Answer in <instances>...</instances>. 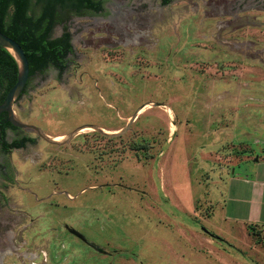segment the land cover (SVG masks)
<instances>
[{"label": "rangeland", "instance_id": "obj_1", "mask_svg": "<svg viewBox=\"0 0 264 264\" xmlns=\"http://www.w3.org/2000/svg\"><path fill=\"white\" fill-rule=\"evenodd\" d=\"M102 6L13 102L62 138L7 130L33 142L0 152V264H264V232L223 218L227 170L264 153V0Z\"/></svg>", "mask_w": 264, "mask_h": 264}, {"label": "trees", "instance_id": "obj_2", "mask_svg": "<svg viewBox=\"0 0 264 264\" xmlns=\"http://www.w3.org/2000/svg\"><path fill=\"white\" fill-rule=\"evenodd\" d=\"M170 1L160 0L162 5ZM102 3L103 0H0V32L14 39L24 50L29 65V77L36 72H43L50 66L61 72L65 68L66 57L72 51V46L66 31L60 37L50 38L53 26L63 22L69 11L76 14L96 13L102 10ZM65 28L64 25L63 29ZM16 76L17 65L14 58L7 50L0 48V101L14 84ZM2 119L3 115H0V120ZM7 126L11 125L8 122L0 123V144L3 150L33 142L32 138L27 136L11 143L4 141V129ZM247 228L251 235H260L261 229L256 225H248ZM208 235L225 242L212 232Z\"/></svg>", "mask_w": 264, "mask_h": 264}, {"label": "crops", "instance_id": "obj_3", "mask_svg": "<svg viewBox=\"0 0 264 264\" xmlns=\"http://www.w3.org/2000/svg\"><path fill=\"white\" fill-rule=\"evenodd\" d=\"M253 158L256 164L250 173L227 170L223 202V218L240 224L247 234L248 225H256L264 232V153Z\"/></svg>", "mask_w": 264, "mask_h": 264}, {"label": "water", "instance_id": "obj_4", "mask_svg": "<svg viewBox=\"0 0 264 264\" xmlns=\"http://www.w3.org/2000/svg\"><path fill=\"white\" fill-rule=\"evenodd\" d=\"M0 48H3L8 51V53L14 58L16 65H17V76L15 79L14 84L9 88V90L6 92L2 102L0 103V114L6 113L7 116V122L15 127V128H24L28 130H34L39 135H41L43 138L48 140L49 142L53 144H59L60 142L58 140H55L54 138H50L47 135H44L41 133L38 127L28 125L25 123L20 122L14 114L13 111V102L22 95L28 79H29V65L28 60L26 58V55L24 53V50L22 47L11 37L7 36L6 34L0 32ZM91 127L98 129L101 131V129L94 127L90 125ZM88 127V126H81L78 127L71 135L77 133L81 129ZM257 158H255L256 160ZM206 233H209L207 230H203Z\"/></svg>", "mask_w": 264, "mask_h": 264}, {"label": "flooded vegetation", "instance_id": "obj_5", "mask_svg": "<svg viewBox=\"0 0 264 264\" xmlns=\"http://www.w3.org/2000/svg\"><path fill=\"white\" fill-rule=\"evenodd\" d=\"M98 12H100V10L99 11H97L96 13H98ZM92 14H95V13H91V14H76L74 11H69L68 13H67V15L65 16V19L63 20V22H61V23H57V24H55L54 26H53V28H52V31L57 27V26H61L62 27V30H61V33H60V35H58V36H56V37H53V33L51 32V35H50V38H57V37H60V36H62L63 35V33L66 31V32H68V30H67V28H65V29H63V26L65 25L66 26V22L67 21H69L72 17H90V16H92ZM69 33V32H68ZM69 36H70V33H69ZM27 86V85H26ZM25 89H26V87H25ZM25 89H24V91H25ZM24 93V92H23ZM22 93V94H23ZM2 101H0V103H1ZM0 115H3V119L2 120H0V123L1 122H4V123H6L7 121L4 119V116H6V113H1ZM6 119H7V116L5 117ZM8 129H11V130H13V131H15V130H18V128H13V126L11 127V126H7L5 129H4V137H3V140L4 141H6V134H7V130ZM0 136H1V133H0ZM21 137H23V136H17V137H15V138H13L11 141H10V143L11 142H13L14 140H17V139H20ZM6 142H8V141H6ZM27 143H29V142H26V144ZM26 144L24 145V146H22V147H11L10 149H8V150H3V148H2V144H0V152H5V153H7V152H10V151H12V150H16V149H21V148H24L25 146H26Z\"/></svg>", "mask_w": 264, "mask_h": 264}, {"label": "bare ground", "instance_id": "obj_6", "mask_svg": "<svg viewBox=\"0 0 264 264\" xmlns=\"http://www.w3.org/2000/svg\"><path fill=\"white\" fill-rule=\"evenodd\" d=\"M146 106V105H145ZM143 108H145V107H143ZM165 109V108H164ZM166 114H168V116L170 117V119L172 118V112H171V110H170V108L169 107H166ZM89 128V127H88ZM90 129V128H89ZM86 130V129H85ZM175 130V125L173 124V123H170V130L169 131H171V132H173ZM62 138V135H56V136H54V139L55 140H59V139H61Z\"/></svg>", "mask_w": 264, "mask_h": 264}]
</instances>
